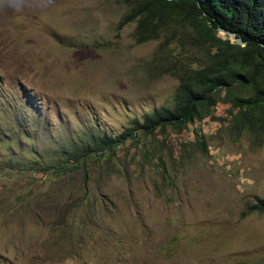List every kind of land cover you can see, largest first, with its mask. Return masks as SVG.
Listing matches in <instances>:
<instances>
[{
  "label": "rangeland",
  "instance_id": "1",
  "mask_svg": "<svg viewBox=\"0 0 264 264\" xmlns=\"http://www.w3.org/2000/svg\"><path fill=\"white\" fill-rule=\"evenodd\" d=\"M128 14L0 4V264H264V133L236 130L238 108L118 136L172 106L170 69L205 50L180 30L138 42Z\"/></svg>",
  "mask_w": 264,
  "mask_h": 264
},
{
  "label": "trees",
  "instance_id": "2",
  "mask_svg": "<svg viewBox=\"0 0 264 264\" xmlns=\"http://www.w3.org/2000/svg\"><path fill=\"white\" fill-rule=\"evenodd\" d=\"M125 2L129 5L126 19L136 22L138 42L159 33L172 39L180 30L185 31L186 37L191 34L192 45L203 43L205 50L202 56H194L195 66L170 69L178 79L172 106L156 108L142 121L132 119L131 125L118 136L124 139L137 130L149 135L167 126L179 131L188 123L211 115L220 101H229L239 109L232 116L236 130L264 133V0ZM219 29L233 32L241 42L220 37ZM117 141L102 137L97 144L103 149ZM198 144L204 147L203 142ZM255 210L264 212V199H257L248 207V212Z\"/></svg>",
  "mask_w": 264,
  "mask_h": 264
},
{
  "label": "clouds",
  "instance_id": "3",
  "mask_svg": "<svg viewBox=\"0 0 264 264\" xmlns=\"http://www.w3.org/2000/svg\"><path fill=\"white\" fill-rule=\"evenodd\" d=\"M0 4L8 5L17 11H20L25 4V0H0Z\"/></svg>",
  "mask_w": 264,
  "mask_h": 264
},
{
  "label": "water",
  "instance_id": "4",
  "mask_svg": "<svg viewBox=\"0 0 264 264\" xmlns=\"http://www.w3.org/2000/svg\"><path fill=\"white\" fill-rule=\"evenodd\" d=\"M220 30H223V29H220ZM223 31H226L227 33L231 34L232 38L235 39L237 42H241L239 38L235 37V34L233 32L228 31V30H223Z\"/></svg>",
  "mask_w": 264,
  "mask_h": 264
},
{
  "label": "bare ground",
  "instance_id": "5",
  "mask_svg": "<svg viewBox=\"0 0 264 264\" xmlns=\"http://www.w3.org/2000/svg\"><path fill=\"white\" fill-rule=\"evenodd\" d=\"M230 36L232 37V35L230 34Z\"/></svg>",
  "mask_w": 264,
  "mask_h": 264
}]
</instances>
